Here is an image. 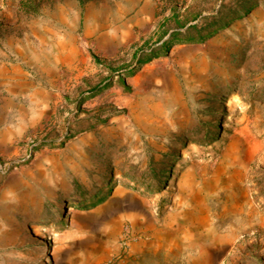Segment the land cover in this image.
<instances>
[{
  "label": "rangeland",
  "instance_id": "374dc122",
  "mask_svg": "<svg viewBox=\"0 0 264 264\" xmlns=\"http://www.w3.org/2000/svg\"><path fill=\"white\" fill-rule=\"evenodd\" d=\"M0 264H264V0H0Z\"/></svg>",
  "mask_w": 264,
  "mask_h": 264
},
{
  "label": "bare ground",
  "instance_id": "6f19581e",
  "mask_svg": "<svg viewBox=\"0 0 264 264\" xmlns=\"http://www.w3.org/2000/svg\"><path fill=\"white\" fill-rule=\"evenodd\" d=\"M239 21H237L236 23H238Z\"/></svg>",
  "mask_w": 264,
  "mask_h": 264
}]
</instances>
